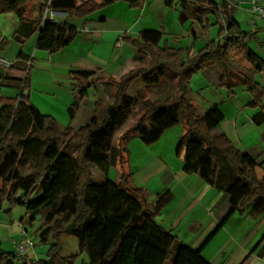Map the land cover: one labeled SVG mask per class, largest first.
I'll return each instance as SVG.
<instances>
[{
    "label": "trees",
    "instance_id": "1",
    "mask_svg": "<svg viewBox=\"0 0 264 264\" xmlns=\"http://www.w3.org/2000/svg\"><path fill=\"white\" fill-rule=\"evenodd\" d=\"M143 1L127 0L133 7L141 6ZM165 1L173 7L176 0ZM177 1L179 23H191L190 47L175 49L166 44L161 47L165 34L157 31L142 32L137 38L124 35L122 41L137 50L140 68L120 78L88 72L72 74L79 94L69 109L71 119L88 95L89 81L112 83L117 88L112 102H95L93 119L78 130L71 127L62 130L53 117L37 110L30 95L34 60L23 51L12 69L26 73L29 68L26 79L0 76V87H8L7 81H15L21 89L18 97L11 100L17 101L16 104L0 107V200L8 202L11 210L25 208L30 215L29 226L40 218V241L50 244L46 259L40 264H79L84 255L87 259L81 264H211L204 251L235 213L254 219L264 216V178L257 173L260 164L235 149L224 134L214 133L224 120L219 107L201 113L188 97L194 76L207 66L217 70L221 87L230 89L227 75L230 70L243 80L254 99L252 106L261 110L255 120L262 124L264 86L237 59L238 54L233 55L235 51L245 53L255 72L264 73V63L251 48L252 44H258L260 32L241 30L235 10L227 0ZM117 2L0 0V16L18 15L20 27L14 39L19 43L25 45L37 36V51L56 54L70 46L79 31L66 23L43 22L47 11L67 12L71 17L86 19ZM214 28L219 29L217 41L210 39ZM202 38L207 39L206 46L192 55ZM7 45L4 40L0 51ZM167 70L178 77L179 89L166 99L146 102L138 137L151 146L166 131L184 125L183 171L203 179L230 200L231 208L198 248L182 242L157 221L173 201V193L166 190L157 195L155 203H150L148 190L137 186L133 174L127 170L125 145H114L115 135L130 120L136 106L137 100L129 95V89L138 82L146 87L159 86ZM113 168L121 171L118 182L109 179ZM97 174L102 176V183L94 182ZM62 236L78 240V254L67 257L61 253ZM16 263L17 255L5 252L0 242V264Z\"/></svg>",
    "mask_w": 264,
    "mask_h": 264
},
{
    "label": "crops",
    "instance_id": "2",
    "mask_svg": "<svg viewBox=\"0 0 264 264\" xmlns=\"http://www.w3.org/2000/svg\"><path fill=\"white\" fill-rule=\"evenodd\" d=\"M75 1L80 3L83 0ZM248 2L249 0H227V4L235 10L234 16L241 29H244L242 20L246 12L258 20ZM178 8L177 0L173 3V7L167 6L165 0H144L139 7L131 6L127 0H118L116 4L86 19L71 17L67 12L49 10L46 13L49 21L66 23L79 31L77 39L56 54L37 51V36L32 37L25 45L19 43L14 39L20 27L18 15L15 13L1 15L0 44L6 40L8 45L0 51V61L15 63L22 51L34 60L30 84L33 104L41 114L53 117L62 130L68 127L78 130L93 119L95 102L97 100L112 102L117 88L112 83L92 84V80L89 81L88 95L71 119L69 109L79 94L78 83L73 79L72 74L88 72L102 77L120 78L140 68L137 50L131 44L122 41L124 35L137 38L142 32L157 31L165 34V43L163 42L161 47L165 44L175 49L190 47L193 42L190 32L191 23L185 25L179 23ZM256 24L254 23L251 32H260V40L257 45L252 44L251 48L264 63V20ZM210 39L217 41L216 29L212 30ZM205 46L206 42L199 41L192 55ZM235 54H238L237 59L241 60L242 65L250 73H255L257 82L264 86V73L255 72L253 64L247 60L245 53L235 51L233 55ZM28 73L29 68L24 73L17 69H6L0 64V76L7 75L13 80H25ZM227 75L230 89L221 87L217 70L213 66H207L194 76L189 86L188 97L198 106L201 113L214 106L220 108L224 120L214 133L224 134L235 149L256 160L260 164L257 169L258 176L263 179L264 122L257 124L255 120L261 110L252 106L254 99L243 80L230 70L227 71ZM7 82L10 84L9 89L0 90V107L17 103L11 100L18 97L16 89L20 90V87L15 81ZM185 132V126L179 125L166 131L154 145L148 146L142 142L146 147L142 145L140 147L147 152L144 153L141 161L145 159L151 165L139 167L141 163L139 156L132 155L129 157L127 170L133 174L137 186L148 190L150 203L156 201L155 199L151 202L149 199L152 192L156 198L166 190L173 193V201L165 207L157 221L163 228L172 231L182 242L194 248L191 241L195 238L194 232L197 235L202 234L206 239L229 211L231 204L223 192L213 189L198 176L188 175L183 171L186 144L182 138ZM8 165L9 160L6 159L5 166ZM117 170L120 179L121 171L119 168ZM139 171L147 174L149 179L136 177V172ZM156 183V187L152 188L155 190L153 191L151 186ZM179 231L182 235L177 233ZM22 241L24 239H20L16 244L19 245ZM203 241L197 245V248ZM263 248L264 216L254 219L248 215L243 217L235 213L214 237L204 251V256L211 264H264ZM213 249L216 252L211 255L209 251ZM43 253L44 249L33 245L25 255L23 263L40 264L42 260L36 259Z\"/></svg>",
    "mask_w": 264,
    "mask_h": 264
},
{
    "label": "rangeland",
    "instance_id": "3",
    "mask_svg": "<svg viewBox=\"0 0 264 264\" xmlns=\"http://www.w3.org/2000/svg\"><path fill=\"white\" fill-rule=\"evenodd\" d=\"M221 2L222 0H218ZM242 11V10H238ZM243 12V11H242ZM242 23H244V29L241 30L246 32H251L252 28L254 27V23L258 24L261 23V19L256 20V18L251 15L249 12H246L243 16ZM255 19V20H254ZM190 23V22H189ZM256 24V25H257ZM217 30V38L219 29L214 28ZM247 29V30H245ZM165 39V38H164ZM200 41L207 42L206 38L200 39ZM165 43V42H164ZM257 45V44H253ZM260 48V47H259ZM1 89L8 90V87H1ZM179 89L178 84V77L173 75V73L170 70H167V74L164 78V81L161 85L155 86V87H146L142 85L140 82L134 84L132 86V89L129 92V95L132 98H136V106L132 113V117L130 120L126 123V125L121 128L117 134L114 137V145L115 146H123L125 145L126 148V155L129 159L130 156L138 155L139 162L141 161V158L144 156V153L147 151H143L145 149H141L140 145L143 147H146L143 145L142 141L139 137L135 136L138 134L139 130L142 128L141 125H139V121L142 118V116L145 114V104L148 101H153L157 99H166L171 94H175L176 91ZM16 95L20 94L21 89H16ZM16 97V96H14ZM16 104V103H15ZM126 137V140L124 138ZM129 161V160H128ZM146 164L151 165V163L147 162L145 159L144 161H141L139 164V167L146 166ZM137 165V164H136ZM140 170V169H138ZM117 170V168H113L111 170L110 174V180L111 181H118L120 174ZM136 177H139V179H149L148 175L143 172H136ZM135 174V173H134ZM103 178L101 175L97 174L95 177L94 182L95 183H102ZM157 183L151 186V189L153 187H156ZM155 191L154 189H152ZM150 201L154 202L156 199V196L154 192H152V195L150 196ZM30 218V215H28L25 208L22 207H15L13 210H11L10 205L8 202H1L0 200V242H2V249L5 252H13L18 255V245L16 244L20 239H29L32 242V246L27 249L26 254L30 249L33 248V245H36V247L44 249V253L39 255L38 259L36 260H45L46 255L50 249V244L42 243L40 241L39 237V229L41 227V221L38 217L37 220L34 222L32 226H29L28 219ZM26 229V232H25ZM186 230V229H185ZM182 233V232H177ZM195 238L192 239V245L194 248H197V245L201 243L205 238H203L202 234H198L194 232ZM182 235V234H180ZM51 241H54V238H51ZM61 243V253L65 256L74 255L79 253V243L78 240L73 236H62L60 238ZM211 255L215 254L216 250L213 249L212 251H209ZM209 254V253H208ZM83 259H87L86 255L81 256L79 258L78 263L81 264ZM16 264H23L22 259L17 258Z\"/></svg>",
    "mask_w": 264,
    "mask_h": 264
},
{
    "label": "built area",
    "instance_id": "4",
    "mask_svg": "<svg viewBox=\"0 0 264 264\" xmlns=\"http://www.w3.org/2000/svg\"><path fill=\"white\" fill-rule=\"evenodd\" d=\"M251 6L252 12L253 14L261 20H264V0H249L248 2ZM48 20L47 14L44 17V21ZM0 64L3 65L6 69H12L14 63L13 62H9L7 60H1ZM32 246V242L29 239H26L24 241H22L19 245H18V255L17 258L18 259H22L23 257H25L27 249L29 247Z\"/></svg>",
    "mask_w": 264,
    "mask_h": 264
}]
</instances>
